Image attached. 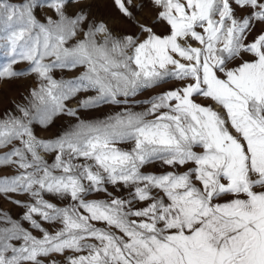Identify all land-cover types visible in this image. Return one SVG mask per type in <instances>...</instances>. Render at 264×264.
Listing matches in <instances>:
<instances>
[{"label":"snow or ice","instance_id":"6c2138e0","mask_svg":"<svg viewBox=\"0 0 264 264\" xmlns=\"http://www.w3.org/2000/svg\"><path fill=\"white\" fill-rule=\"evenodd\" d=\"M0 50V264H264V0H0Z\"/></svg>","mask_w":264,"mask_h":264},{"label":"rangeland","instance_id":"374dc122","mask_svg":"<svg viewBox=\"0 0 264 264\" xmlns=\"http://www.w3.org/2000/svg\"><path fill=\"white\" fill-rule=\"evenodd\" d=\"M11 2L13 3H20L22 2V0H11ZM41 3H43V0H41ZM93 11L94 12H99L101 15L103 16H107L110 11V5L107 3H100L99 5H94L93 6ZM35 15L37 16L38 19H40L41 21L44 20V18L47 15H51V13L48 11V9L46 7L44 8H39L35 11ZM144 15H149V13L147 12V10L145 11ZM9 60V57L7 55H5V53L3 52V50H0V66H3L5 63H7ZM17 70H23L26 69L28 67L26 62H20L17 65L14 66ZM78 73L76 72H60V71H56L54 73L56 78H60L61 76H63L64 78H71L73 75H76ZM33 84V79L31 77L25 76L23 78H18L15 80H12L10 82H3L0 83V111H2L4 108L6 107H11V104L9 103L10 100L12 99H20V96L22 93L25 92L26 88L29 85ZM151 93H145L144 96L146 97L147 95H149ZM144 98V97H141ZM71 107H76V100H73L70 102ZM113 109H109V108H104L102 110H96V111H83L81 110V115L83 118H102L103 115L109 111H112ZM136 110H140L139 107L136 108ZM69 118L68 117H58L52 126H50V128L45 131L43 129H41L39 126H36V134L39 136H47V135H51L53 133H56L60 128H62L63 126H66V124L68 123ZM2 174H7V173H0V175ZM0 208L8 211L13 218H19V216L22 213V210L18 207H16L15 205L0 199ZM25 227H29V225H27V223H25L24 225ZM31 230V229H30ZM51 230V229H50ZM34 234L39 235V233L35 232L33 230Z\"/></svg>","mask_w":264,"mask_h":264}]
</instances>
